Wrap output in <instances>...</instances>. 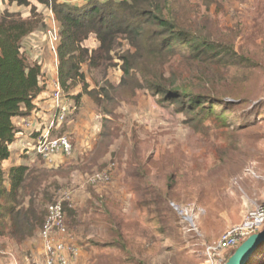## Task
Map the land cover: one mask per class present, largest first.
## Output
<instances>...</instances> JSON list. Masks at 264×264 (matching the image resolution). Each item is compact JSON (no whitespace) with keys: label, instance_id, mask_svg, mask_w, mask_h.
<instances>
[{"label":"rangeland","instance_id":"obj_1","mask_svg":"<svg viewBox=\"0 0 264 264\" xmlns=\"http://www.w3.org/2000/svg\"><path fill=\"white\" fill-rule=\"evenodd\" d=\"M190 4L197 30L233 40L249 60L212 85L215 97L228 101H213L226 110L223 118L193 117L166 101L150 84L153 67L141 62L133 85L120 88V57L135 48L119 39L110 62L82 64L87 88L100 92L101 102L84 93L74 103L58 131L73 144L72 154L58 160L63 166L49 167L35 151L27 156L45 174L25 204L34 198L44 219L50 203L64 204L65 239L79 246L71 264H226L238 246L212 259L206 246L264 207V0H213L210 9L202 0ZM91 36L84 45L95 50L99 41ZM171 62L179 66L180 58ZM106 170L107 182H90ZM42 225L21 245L0 242V264H44ZM255 257L248 264H264V249Z\"/></svg>","mask_w":264,"mask_h":264},{"label":"trees","instance_id":"obj_2","mask_svg":"<svg viewBox=\"0 0 264 264\" xmlns=\"http://www.w3.org/2000/svg\"><path fill=\"white\" fill-rule=\"evenodd\" d=\"M8 1L31 4L30 0ZM37 1L55 12L61 37L57 48L58 77L66 97L76 105L84 93L101 102L100 92L88 90L82 64L89 63L93 68L110 62L119 39L135 48L120 57L128 77L120 88L133 85L129 80L136 79L132 70L138 65L152 66L150 84L155 91L188 115L202 119L213 115L223 118L226 110H217L213 101L225 99L215 97L212 85L225 79L234 66L249 61L235 50L233 40L228 44L216 41L209 31L196 29L192 20L195 8L190 0H90L81 11L58 0ZM202 2L210 9L213 0ZM31 13L29 18L8 10L0 13V237L9 234L19 243L42 225L45 215L35 207L34 198L29 205L24 200L26 194L34 197L42 189L45 171L26 163L12 165L8 172L3 168L4 160L11 155L10 145L21 131L14 118L32 116L43 75L38 58L46 43L38 35L47 24L38 17L35 6ZM92 34L99 41L95 50L83 45ZM26 39L38 60L27 55ZM176 56L180 58L179 66L170 63ZM166 63L169 74L165 76ZM79 84L82 90L76 92ZM101 92L109 97L104 89ZM43 190L46 196L47 191Z\"/></svg>","mask_w":264,"mask_h":264},{"label":"built area","instance_id":"obj_3","mask_svg":"<svg viewBox=\"0 0 264 264\" xmlns=\"http://www.w3.org/2000/svg\"><path fill=\"white\" fill-rule=\"evenodd\" d=\"M90 0H68V4L76 6H85ZM48 20L45 30L38 36L46 42L49 50L55 57V66L58 68L59 59L57 48L60 43V27L56 19L55 12L51 6H46V18ZM41 53L42 50H39ZM52 92L50 100L55 110L53 117L37 129L38 135L35 139L34 151L47 163L55 162L56 156H69L73 152V144L67 133L55 134L66 122L70 112L75 109V104L69 101L64 93V89L59 77L52 83ZM36 111V110H35ZM32 114V116L35 114ZM40 124L41 122L38 121ZM23 125L26 128H32L34 120L30 117L24 118ZM23 133V132H20ZM55 164V163H54ZM50 164V165H54ZM110 179V173L106 170L93 174L90 178L91 183L107 182ZM264 225V207L258 208L255 212L244 218L240 224H236L227 230L216 244L206 246L204 254L212 259L215 253L227 250L231 247L239 246L244 240L254 232L261 230ZM66 212L64 204L61 201L50 203L47 206L46 216L41 228V237L43 241L44 264H71L73 255H77L79 246L69 244L65 235Z\"/></svg>","mask_w":264,"mask_h":264},{"label":"crops","instance_id":"obj_4","mask_svg":"<svg viewBox=\"0 0 264 264\" xmlns=\"http://www.w3.org/2000/svg\"><path fill=\"white\" fill-rule=\"evenodd\" d=\"M67 1L68 0H58V2L66 3V4H67ZM30 2H31L30 5H18L15 2L10 3L8 0H0V13H3L5 10H8L9 12H19V13H21V15L24 18H29L32 15V13H31L32 6H35L37 11H39V12L42 11L43 14L46 13V6L45 5L41 4L37 0H30ZM97 42H96V44H94L95 43L94 42L93 45L96 46ZM84 43H83V45H84ZM25 44H26V49H27V55L32 60L37 59V57H35L33 55L32 50L30 51L31 47L29 46V42L27 39L25 41ZM42 46H43V42H42ZM44 46H45V49H43V53H42L41 57L38 58L39 62L42 64L43 75H42V78L40 81V91L33 101V104L35 105L36 111H35V114L33 116H31V118L34 120V125L32 128H26L23 125V120H24V118H27V117L17 116L14 118V122L18 126V129L21 131L18 132L14 142L10 145V149H11L10 157L8 159L4 160V162H3V168L6 172L9 171V168L12 165H19L22 163L29 164L28 162H26V160H28L27 156L30 157L33 154V153L30 154V153H31V151H34L33 147L35 144V139L38 135V132L36 130L42 128V126L44 124H46L53 117L54 112H55V110L52 106L53 104L50 100V96H51V92H52L51 83L55 78H58V68L55 66V57L51 53V51L49 50L47 44H44ZM84 46L89 48L90 46H92V44H90V45L85 44ZM86 80L88 83L90 82V80H88V78H86ZM79 87H81V86L80 85L77 86L76 92L81 91V89ZM68 100L74 102L70 98H68ZM28 117H30V116H28ZM38 121H40L41 124ZM20 132H23V133H20ZM56 133L59 134L58 131H55V134ZM22 145L24 147H22ZM20 156H22V157H20ZM61 158H63V157L60 155L56 156L55 157L56 163L54 165H50V164H48V165L56 167L60 164L61 165L64 164L65 162L63 160L61 163H59L58 160ZM0 242H3L5 244H10L11 242H13L14 244L17 243L19 245L22 244V243L21 244L18 243L15 240V238L9 234L5 235V236H1Z\"/></svg>","mask_w":264,"mask_h":264},{"label":"water","instance_id":"obj_5","mask_svg":"<svg viewBox=\"0 0 264 264\" xmlns=\"http://www.w3.org/2000/svg\"><path fill=\"white\" fill-rule=\"evenodd\" d=\"M264 248V229L244 240L226 264H248Z\"/></svg>","mask_w":264,"mask_h":264},{"label":"bare ground","instance_id":"obj_6","mask_svg":"<svg viewBox=\"0 0 264 264\" xmlns=\"http://www.w3.org/2000/svg\"><path fill=\"white\" fill-rule=\"evenodd\" d=\"M259 254V252L256 254V256ZM256 258V257H255Z\"/></svg>","mask_w":264,"mask_h":264}]
</instances>
